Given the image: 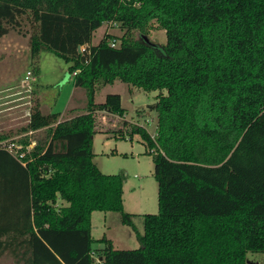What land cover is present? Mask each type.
<instances>
[{
  "label": "trees",
  "instance_id": "1",
  "mask_svg": "<svg viewBox=\"0 0 264 264\" xmlns=\"http://www.w3.org/2000/svg\"><path fill=\"white\" fill-rule=\"evenodd\" d=\"M165 30L158 43L152 23ZM115 23L125 34L94 32ZM31 25L35 59L47 49L69 63L87 107L62 118L34 106L25 130L0 145V257L15 264H248L264 252V0H0V38ZM139 30L140 37L127 33ZM120 40L116 46L113 40ZM84 46L83 50L79 47ZM116 80L158 93L152 135L133 125L153 154L158 211L138 233L124 208L125 174L94 161L95 113L124 117ZM1 142L8 139L0 136ZM9 144V142H8ZM118 211L139 248L94 249L92 214ZM98 257V259H97Z\"/></svg>",
  "mask_w": 264,
  "mask_h": 264
},
{
  "label": "rangeland",
  "instance_id": "2",
  "mask_svg": "<svg viewBox=\"0 0 264 264\" xmlns=\"http://www.w3.org/2000/svg\"><path fill=\"white\" fill-rule=\"evenodd\" d=\"M31 25L21 28H9L0 38V136L8 139L0 145L9 149L19 148L12 140L28 136V148L38 141L43 142L48 130L41 128L26 131L30 114L39 101L43 112H65L72 99L76 113H82L87 107L86 90L75 87L69 63L62 57L47 49L40 50L35 59L30 50ZM110 30L122 36L125 30L108 23L98 28L93 35L92 43H99L105 31ZM129 37L139 38V30L127 33ZM154 42L165 43L166 32L154 21L147 34ZM118 44L120 40H117ZM31 71L25 80L27 72ZM165 90H146L130 83L116 80L98 87L95 93L96 102H103L109 93H119L126 113L124 117L97 112L93 151L94 161L104 173L125 174L124 208L132 214L137 231L144 233V215L158 211V183L154 176L153 154L139 133H132L133 125L144 126L152 135L157 130L158 112L149 107L155 102L158 93ZM73 108V107H71ZM69 110L64 116H69ZM104 121L105 124L102 123ZM101 126V127H100ZM107 128L106 130H104ZM9 142V144H8ZM94 249L104 247L98 241L106 235L114 242L115 247L123 249L139 248L141 243L137 232L122 222L118 211L96 210L92 214ZM15 257L8 252L0 257V264H15ZM248 264H264V252H249Z\"/></svg>",
  "mask_w": 264,
  "mask_h": 264
},
{
  "label": "crops",
  "instance_id": "3",
  "mask_svg": "<svg viewBox=\"0 0 264 264\" xmlns=\"http://www.w3.org/2000/svg\"><path fill=\"white\" fill-rule=\"evenodd\" d=\"M110 31V30H109ZM114 33V32H113ZM75 87H77V86H75ZM71 107H73V108H71ZM67 109L69 110L68 112L70 113V115L69 116H64V113L67 111ZM65 112L61 115V117L62 118H69V117H72V116H74V115H76L77 113H76V111H75V109H74V104L72 103V99L69 101V104H68V106H67V108H66V110H65ZM97 113V112H96ZM96 113H95V115H96ZM98 115H102L103 116V112L102 111H98ZM107 114V113H106ZM101 127V126H100ZM96 128H97V126H96ZM107 128H105L104 130H106ZM109 238V237H108ZM111 239V238H110ZM112 240V239H111ZM113 241V240H112ZM114 243V242H113ZM97 259H98V257H97Z\"/></svg>",
  "mask_w": 264,
  "mask_h": 264
},
{
  "label": "built area",
  "instance_id": "4",
  "mask_svg": "<svg viewBox=\"0 0 264 264\" xmlns=\"http://www.w3.org/2000/svg\"><path fill=\"white\" fill-rule=\"evenodd\" d=\"M117 44H118L117 40H113L112 45L116 46ZM83 49H84V46L81 47V50H83ZM30 74H31V71H28V72H27V75H26V77H25V80H27V79L29 78V75H30ZM27 81H28V80H27ZM102 123L105 124L104 121H102ZM6 145H7V144H6Z\"/></svg>",
  "mask_w": 264,
  "mask_h": 264
},
{
  "label": "water",
  "instance_id": "5",
  "mask_svg": "<svg viewBox=\"0 0 264 264\" xmlns=\"http://www.w3.org/2000/svg\"><path fill=\"white\" fill-rule=\"evenodd\" d=\"M79 50H81V47H79Z\"/></svg>",
  "mask_w": 264,
  "mask_h": 264
}]
</instances>
